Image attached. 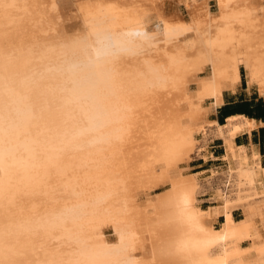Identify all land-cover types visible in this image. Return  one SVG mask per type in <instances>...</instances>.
Returning a JSON list of instances; mask_svg holds the SVG:
<instances>
[{
	"label": "bare ground",
	"instance_id": "1",
	"mask_svg": "<svg viewBox=\"0 0 264 264\" xmlns=\"http://www.w3.org/2000/svg\"><path fill=\"white\" fill-rule=\"evenodd\" d=\"M6 2H11L10 4L13 2L15 7L19 5L21 6L20 8H23L22 10L27 9L25 10L26 12H29V9L32 10V12L35 11L36 14L33 12L35 15L39 12L43 14L46 13V15L50 14L48 17H53L52 19L58 23V25L56 23L58 29L56 28L55 30H60V32L64 31L68 34L67 31H65L66 29H72L73 31L74 28H77L85 31L87 30L88 35L91 33L90 36H92L93 39H91L92 41H90V43H96V48L98 50L94 48L95 51H91L92 53L94 52V56H92L90 52L89 54L94 58L96 57L94 60L97 62H91L92 58L89 55L88 57L91 59L87 60L88 62H86V60L84 61L96 65L98 71L100 66L104 68L103 70H106L105 65L108 59H104L106 61H104L105 64L103 65H101L100 61H103L102 57L104 55L107 57L111 56L112 58L115 57H113L115 54H118L119 57L123 59L126 57L127 63L122 62L123 64L125 63L126 66L131 63H136L137 65L138 61L142 62L143 60L147 65L143 66V63H139V65H142V67L140 66V71L138 70L139 67L136 69L134 68L136 66L135 64L134 67L132 66L133 64L129 65L132 66V69L134 68L136 73L130 70L131 67H128V70L126 69L127 71L130 70L129 72H132V75L137 74V71L142 73L143 67L146 66L145 70L149 73L150 84L143 81V86L141 85L142 80L138 79L140 84L137 83V85L139 84L141 86L136 87V85L134 88L130 82L133 86L130 85V88H134L132 90H135L134 92L139 96H134L137 97L133 100L134 103L130 101L134 98H131V96H133V91L125 88L129 86L130 83L124 86L126 84L124 79L125 84H123V79L121 77L124 75H120L121 77H119L122 82L117 76L110 75L111 77L114 76V78H117L116 80L119 81L117 82H121L120 84L124 86L125 90L122 89L121 92L124 90L125 93L126 89L132 92L130 100H128V96V99L124 98L122 95L124 93H121L123 98H120L124 100H120V102H124L126 101L125 99H127V104L130 101V103L135 104V106L130 104L132 105V107H130L128 104L129 107L126 108L127 110L124 111V114L122 113V116L125 118L124 122L126 126L123 124L121 127L116 124L114 125V123L110 121H108L110 123L107 122V124H113L115 128L117 126L123 129L125 126L126 130L124 129L123 132H117V134L122 133L119 135L123 138L119 140L118 135H116L118 138V140H116L117 142L112 140H110L112 142L108 141L109 144L115 143L114 146L110 144V146H108L109 148L106 147L108 143L102 144L100 142L101 145H105L107 153L111 150L114 154L110 155L108 158L110 160L107 159L109 164L107 168L105 165L106 159L104 158V164L102 163V165H105L106 169L102 167V174L105 176L99 177L100 175L98 176L97 174H95V176L97 175L98 179H101V183H103L107 176L108 179L111 178L114 182L109 180V183H113V187L110 189L111 186L109 185V189L112 191L107 194L108 197L111 198V201L109 199L107 200L110 201L108 204L112 206V208L110 207L111 210H107L109 206L107 203H104L108 206L106 209L103 204V208L105 207L104 210L106 209L109 212H107L108 214H106V212L105 214L101 213L103 217L97 215V221L99 223L101 220L105 223L109 220V222H112L115 220L114 218L120 219L117 222V224H120V230H118L119 228L115 230L118 231L116 232V234H118V239L110 241V243L114 245L113 247L107 246V243H102V241L99 240H92V243L96 242L103 246L106 245L109 251L112 249L111 252L104 251V253H108L107 255L111 257L109 262L112 264H264V210H260L258 213H253V210H245L244 216L237 220L234 217V212L239 208L245 207V199H247L249 195L237 197L233 195V192H229L227 189L212 191L210 193L211 199H209L211 206L206 210H202L201 197L205 195L204 186L200 180L202 174L195 173L192 164L197 157H201L205 161L215 158L214 152L211 151V144L215 140H220L222 142V147L226 148L223 168L225 169L224 174L227 177L226 183H228L235 172L233 162L231 161V155L233 147L236 146L237 137L244 134L250 137L253 130L264 126V121L262 120L251 119L245 115H234L228 118L229 125L226 126V129L221 126L216 119L210 117L211 113L224 103L226 92L232 94L238 90L242 77V68L247 78V91L250 92L255 88L258 90L259 95L264 97V0H215L217 10L214 12L209 8L210 0H201L199 3H195L197 0H7L4 3L6 4ZM4 6L3 4V7ZM183 7L188 10V18L183 17L180 13ZM4 9L5 7L2 9V12L6 11ZM11 9L14 10V7ZM9 11L7 13H9ZM19 11L22 13H20L21 19H18L22 20L23 16L21 14L24 13L21 10ZM2 12L0 14V24L4 22L5 25L2 27L0 26V44L2 45H0V71L5 75V73L7 74L9 69L12 68L10 67V64H12L10 63L11 61L8 63L9 56L7 57V61L4 58L6 62L2 60V55L8 51L10 47H7V45H16L21 42L20 39L23 40L25 37L22 35H20V37L18 36V32H21L22 28L24 29V26L22 27V25H20L21 22H12L10 20V14L7 15L5 12ZM13 12H15V10ZM26 15L24 16L27 17ZM11 16L13 17L14 15ZM36 17L38 16H33L31 19L34 18L33 20H37ZM47 18H43V20L45 19V23L47 22ZM37 21L36 23L38 25L39 20ZM48 21L53 25V21H50V19ZM26 22H28V19L25 21V24L30 26ZM49 22H47V24ZM22 24H24V21H22ZM33 24L34 21L32 25ZM41 24L43 25L44 23L42 22ZM47 24L44 25L46 26ZM54 25L52 26L53 29L55 28ZM34 26L31 28V31H33ZM43 26H41V28ZM30 27L26 28L25 26L26 29H30ZM36 27L35 29H37ZM45 28L47 27H44V29ZM35 29L33 31L34 34ZM48 29H46V32H49L51 35V31H48ZM43 30L41 29L40 31ZM8 32L9 35L7 34ZM10 32L13 34L15 32L14 35L16 36L14 37ZM46 32L44 31V33ZM52 32H54V30ZM60 32L58 31L59 34ZM54 33L57 34L56 31ZM54 33L51 37L56 36ZM40 34H38V36H40ZM46 35L47 34H45V36ZM60 35L64 36L63 34ZM32 37L29 38L31 39ZM56 38H58V36H56ZM157 46L167 49L170 54L169 56H163L161 54L163 56H160L161 59H156L157 62L153 61L156 65L160 60V63H170H167L170 67L165 64L169 69L166 68L167 72H164V75L160 77H157L158 74L155 75L153 72H157L154 70V63L153 68L147 63L152 62L150 60L151 58L157 57L154 51ZM158 48L162 50L160 47ZM136 49L145 50L144 53L142 52L143 56L141 53H138ZM159 49L157 50L160 52ZM12 50L14 51V49ZM1 51L5 52H2V54ZM13 51H11V53ZM96 51H98V53L95 54ZM133 51H136L137 53L134 52V54H138V56L134 55ZM164 52L161 51L160 53L164 54ZM139 54H141V56ZM165 54H167V52ZM157 55L159 56V53H157ZM4 56L6 57L7 53L6 55L4 54ZM18 56L17 58H19ZM108 58L110 61L111 58ZM118 58H114V60H118ZM12 62L14 63L16 60ZM116 62L118 63V61ZM73 63L75 64V61ZM117 63H115L116 66L118 65ZM126 66L123 65L124 69ZM112 67L115 68L113 65ZM123 67L120 68L119 65L120 69H123ZM155 67H157L158 70V66ZM159 67L161 68V66ZM116 68L118 69V66ZM120 69L119 72L117 70L116 73L118 72L120 74ZM124 69L122 71H124ZM161 69H164V67ZM126 70L125 72L128 73ZM100 71H102V68ZM159 71L163 72L164 70L161 71L159 69ZM159 71L157 73H159ZM113 72L114 71H112V74ZM125 72H121V74H129ZM100 74H102V72ZM144 74L145 73H143L142 76ZM160 74L162 75L163 73ZM105 75L107 78L110 77L107 73ZM145 75L148 76L147 74ZM128 76L123 77L128 79L126 82H129V78L131 77V81L134 82L135 79L133 78L136 75H134V77L132 75L129 78ZM146 76H143L145 77L144 79H146ZM116 91L119 92L117 95L119 98L120 89ZM115 95L116 94L112 97H115ZM112 97L108 99L115 100L117 98ZM104 99H106L107 103L110 102L107 101V97ZM65 103L66 102H64V104ZM103 103L105 104V102ZM103 103L101 106H103ZM109 105L111 107L112 104L110 103ZM105 110L107 109L104 108L103 112H106ZM109 110H113V108ZM117 110L119 109L115 111ZM117 113L118 111L116 115ZM107 114L103 115L106 116ZM110 115L108 114V116ZM116 115L114 114L110 118L116 117L115 120L112 119V121L117 124L121 122L122 124L123 121H119V117ZM103 119L105 122V117ZM116 119H118V122H116ZM50 120H52V118ZM107 124L104 125L103 123L102 127H106ZM108 128L110 129V127ZM106 129L107 128H105V130ZM111 130L113 131L112 128ZM116 130H119V128ZM209 130H213L212 139L207 138L206 133ZM233 130L235 133L231 135ZM100 131L103 132L102 129ZM100 138L98 137L99 140H101ZM114 139L116 138L114 137ZM90 145L92 146V143ZM101 147L102 150L98 149L97 152L93 151V153H96L99 157L96 156L98 159H103L104 154H106L105 152L102 153L104 146ZM248 147L253 150L252 159L255 162L252 161L251 164L252 172L256 177L257 190H263V159L261 160L256 143L249 142ZM88 151L89 152H86H91L90 150ZM83 153L84 151L81 155H83ZM81 155H78L79 159H81ZM86 156H89V158L91 157V155L86 154L84 156L85 158L82 157L85 161L88 159ZM99 163H97V165ZM99 167L97 170L96 168L93 169L99 171V169L101 170ZM88 170L86 172H88ZM105 170L110 171L105 172ZM94 173L95 172H92V175H94ZM88 174L90 177L92 176L90 171ZM88 174L83 175L89 176ZM82 177L83 176H81V178ZM86 179L81 180L86 182ZM98 182H100V180ZM98 182L96 184L97 188H99ZM80 183L82 182L80 181ZM104 185L105 182L102 185L103 187L100 186V188H104ZM90 186L92 185H89V187ZM105 186H107V183ZM79 187L82 186L79 184ZM85 187H87V185L84 186V188ZM104 190L109 191L105 188ZM102 191L100 193H102ZM98 196L97 194V197ZM104 197L106 198V196ZM104 197H102V199ZM92 203H95V201L91 202V205H94ZM113 207H117V210L119 208V211L117 213L115 212L116 214H114V212L111 213ZM114 210L117 211L116 208ZM220 217H222L223 222L221 226L217 228L214 224ZM93 220L96 222L95 219H92V221ZM96 224L97 223H95V225ZM119 224L116 227H119ZM92 227H94V224ZM82 228L81 229L84 230V227ZM76 232L79 231L76 230ZM91 232L93 233V230ZM244 242H248L249 244L244 245ZM26 253H21L23 257L26 256L24 258L25 260L29 259L27 258L29 252ZM29 255L30 257L35 256Z\"/></svg>",
	"mask_w": 264,
	"mask_h": 264
},
{
	"label": "flooded vegetation",
	"instance_id": "2",
	"mask_svg": "<svg viewBox=\"0 0 264 264\" xmlns=\"http://www.w3.org/2000/svg\"><path fill=\"white\" fill-rule=\"evenodd\" d=\"M35 31H37V29H35ZM28 32L29 31L18 32V36L20 37V35H22L26 37L25 40L29 41L30 38L28 37ZM10 33L11 35L15 34V32L14 34L12 32ZM7 34L9 35V32ZM15 36L16 35H14V37ZM37 47L38 46H34L27 49L14 48V51L12 49H8V51L5 50L6 52L1 51V53H8L7 57L9 56V59L11 61L10 63H12L10 64V67H12L11 70L13 69L14 65H16V70L11 71L14 72V74L8 72L4 77L1 75L2 72L0 71V172L2 173L0 176V264H112L111 262H109L111 257L107 255L108 253H104V251H109V248L106 245H101L100 243H92V237L95 233L80 232L82 231L81 228L83 226H88V224H86L88 220L98 218L97 215H101V217H103L102 214H105V212L106 214H108L107 212L109 211H107L106 209L104 210L103 204H108V202L111 201L110 197L106 196V198L104 197L103 199L102 197H100L97 199L100 201L95 200V203H92L94 205H91V203L90 205L89 203L81 204L77 205L74 208L67 209L63 213L48 214L39 218H36L35 215L32 216L31 211L41 210L42 207H45L52 201V198L58 195H62L65 197L76 196L75 198L81 199L86 194V192L84 191H86L87 187L98 181V176H95V173L103 171L102 167H104L103 169H106L109 165L108 162H106L105 168V165H102L103 162L99 161V163L98 161H96L99 157L96 155V153H93V151L97 152L98 149L102 150L101 146H104L102 153H106V147L110 146L111 144H109L108 141L112 140L114 142H117L116 140H118V138L119 140L123 138L122 136H120L122 133L117 134L118 131L123 132V130L117 126L115 128L114 125L116 124L122 127V125L125 124V118L122 116L119 110L118 113L120 115L118 113L116 115L117 111H115L114 109L109 110L110 108H113L112 106H114L113 103H111L114 99L112 100L108 98H111L114 94L117 95L116 92H118L114 87L116 85L114 81L115 78L113 80V77L110 76L111 74H108L106 70H103V67L100 66L98 71L97 69H95L96 65L92 63H85V61L83 64L87 66H85L84 68L89 70L93 66V69H90L93 71L92 73L83 74V72H85L86 70L77 71V67H81L82 65L74 66L73 61L69 60V62L67 61V64L65 66L66 68H60V71L58 72H56V69H58L59 67L56 69L53 67L47 70H42L41 68H43V64L40 65L39 61H32V57L35 56V54L33 53H40L43 49H38ZM11 51L13 52L11 53ZM30 51L32 52L30 53ZM17 56L19 58H17ZM26 58L30 59V62L26 67L29 68V66L31 67V65H37L38 63L39 67L36 66L33 69L26 71V73L21 76V74H19L21 72V67H18V65L20 64V62L22 63L23 61H25ZM14 60H16V62L13 63L12 61ZM101 68L102 71H100ZM23 70L24 69H22V71ZM99 72H102V74H100ZM39 73L44 78H42L41 80H37L36 83H26L28 82V80L30 81L31 78H36ZM71 73L72 77H68L71 76ZM106 73L111 78L109 76V78H107V76L105 75ZM81 74H83V76L80 77V80L73 81L74 76H77L74 78L76 79ZM57 77L58 79L69 78V82L67 81V85L73 88H67L64 93L59 94L58 88L54 89L53 85H50L52 80H55V78ZM75 87H77L78 89L76 90ZM58 94L68 95L70 99L59 101V106L61 103L59 109H53L52 107L55 105V103L58 102L57 100L53 99H55L54 97H57ZM116 95L112 98H116ZM78 97H83L90 100L89 106H91L90 109L95 116L92 113V117L90 116V119H86V123H91L89 130L80 133V135L70 139L69 141L64 135H61L60 137L59 135H56V133H59L61 128H53V126L56 124H60L59 122L62 118L63 112V116L67 117L65 115V112H67L68 109H71L72 106L75 105ZM106 97L107 101L110 102H106V99H104ZM9 100H11L13 104L17 103L18 107L9 110L4 108L3 104L7 103V101ZM64 102L66 103L64 104ZM103 102H105V104ZM102 103L103 106L107 105V108L101 106ZM110 103L112 104L111 107L109 105ZM104 108L109 110H105L107 113L109 112V115L111 112L110 116H108L106 112H103ZM112 113L119 117V121H123V123L121 124V122H118V119H116V122L121 125L112 121V119L115 120L116 118H110L112 117V115H114ZM86 114L87 112L85 113L83 120H85ZM103 114H107V117ZM39 115L40 117H42L40 118ZM50 117L52 118V120H50ZM104 117L106 119L105 122L103 119ZM108 121L114 123V125L107 124ZM103 123L104 125L107 124L106 127H102ZM107 126L110 127V129ZM105 128L107 129L105 130ZM111 128L113 129V131L111 130ZM118 128L119 130H116ZM101 129L103 130V132L100 131ZM39 130H41V135L36 134ZM99 131L103 134H101ZM113 132L114 134H116L114 135ZM25 135L30 136L26 137L24 140H20V138L24 137ZM93 135H98L96 140L88 142L87 139L89 138L87 137ZM113 135L116 139H114ZM116 135H118V138ZM98 137L103 138H100L101 140H99ZM74 141L77 142L75 143ZM83 141H85L87 144ZM46 142H48L49 144ZM100 142L102 144L108 143V145L105 147V145H101ZM91 143L92 146L90 145ZM114 144H111V146H114ZM88 145H90L91 147ZM43 149L44 152H42ZM85 150L87 152H89L88 150H90L91 152L87 154ZM83 151L84 153L83 155H81ZM72 152H75L76 154L70 156V159L69 157L66 158L67 160L64 159L65 155ZM86 154L91 155L90 158H93L92 161L95 159V162H90V164L88 161L90 160V158L89 156H86L88 158V163L87 161H84L83 163L82 161L85 160L84 156ZM78 155H81V159H79ZM55 157H57V159L54 161L53 158ZM97 163H99L100 165H97ZM90 167L92 169L96 168V170L99 167L101 168V170L99 169V171H96L95 169H93V171ZM86 168H90L91 170H88ZM75 170L82 173L81 176L84 177H82V179L87 178L85 180L86 182H84V180H81L82 183H79L82 187H79L78 185L75 188H71L70 186L68 187L63 184H58L57 187L55 186L54 188L53 186H51L52 181L57 175L60 176L61 180L65 177V175ZM87 170L88 172L90 171L91 175L92 172H95L94 175H92L95 177H90L88 172H86ZM83 174H88L89 176H84ZM88 182L91 184H89ZM86 185L87 187L84 188V186ZM58 189H64V192L61 194H57L56 190ZM107 199H109L110 201H108ZM106 205L104 204V206ZM66 225H71V228L67 231L65 229ZM99 229L103 232L105 237L109 239L107 241L110 242V239H113L114 237L116 238V233L113 232L114 229L110 223H101ZM74 230H77L79 232H75ZM25 251L27 253L29 252V254L31 255H33L35 252L39 253V255L37 256V260H31L30 258L32 256L30 257V255ZM111 251L112 249L109 252ZM22 252L26 253L28 255L27 258H29L30 260L26 259V261L24 259L26 256L23 257V254L21 255ZM41 253H43V255ZM22 259L24 260L20 262Z\"/></svg>",
	"mask_w": 264,
	"mask_h": 264
},
{
	"label": "rangeland",
	"instance_id": "3",
	"mask_svg": "<svg viewBox=\"0 0 264 264\" xmlns=\"http://www.w3.org/2000/svg\"><path fill=\"white\" fill-rule=\"evenodd\" d=\"M4 0H1V5H0V10H1V12H2V9L5 7V9L4 10H6V11H3V12H5L7 15L8 14H10L9 16H10V20L12 21V22H15V21H19V22H21V24L20 25H22V27L24 26V29L22 28V30H24V31H29V33L31 34V32H32V34H31V36H30V34H29V36L28 37H32V35L34 34L33 33V31H31V28H33V26L34 25H36V26H43L44 24H47V22H49L48 20L50 19V21H53L52 23H53V25L55 24L56 25V23L57 22H55V20H53L52 18L53 17H48L50 14H48V15H46V13H37V15H35L36 14V12L35 11H33L32 12V10H30L29 9V12H30V14H29V12L27 11H25V10H27V9H24V10H22L23 8H20L21 6H19V5H17L16 7H15V5H13L14 3L12 2V4H10V3H8V2H6V4L4 3L5 1H7V0H5L4 2H3ZM9 1V0H8ZM11 1V0H10ZM201 0H197V2H195V3H199ZM3 4L5 5L4 7H3ZM7 7H9V8H7ZM13 8L14 7V10H15V12H13L14 10H12L11 8ZM2 8V9H1ZM16 8H17V10H16ZM18 8H19V10H21V11H23V13L24 14H21L23 17H22V20H20L21 18V16H20V13H22V12H20L19 10H18ZM184 8V9H183ZM183 8H181V10H180V13H181V15L183 16V17H185V18H188V10H187V8H185V7H183ZM209 8H210V10L211 11H216L217 10V7H216V2H215V0H210V2H209ZM10 10V11H9ZM9 11V13H7ZM19 11V12H18ZM1 12H0V14H1ZM2 12V13H3ZM33 14H32V13ZM4 13V14H5ZM13 13V14H12ZM18 13V14H17ZM27 14V15H26ZM29 14V15H28ZM11 15H14L13 17L11 16ZM15 15H16V18H15ZM19 15V16H18ZM24 15H26L27 17H25ZM35 17V16H38V17H36L37 18V20H39V24L37 25V23L36 22H38L36 19L35 20H33L34 18H32L31 19V17H33V16ZM40 15V16H39ZM29 16H30V18H29ZM43 16V17H42ZM45 16V17H44ZM41 17V18H40ZM48 17V18H47ZM18 18H20V19H18ZM28 19V22H26V23H28L30 26H28L27 24H25V21H27V19ZM38 18H40V19H38ZM43 18H47V22L45 23V19L43 20ZM16 19V20H15ZM29 19H30V21H29ZM34 21V24L32 25V23H33V21ZM42 20V21H41ZM22 21H24V24H22ZM30 22H32V23H30ZM44 23L43 25L41 24V23ZM36 23V24H35ZM2 24V25H1ZM0 24V26L2 27L3 25H5V23L3 22V23H1ZM48 24H49V26H48ZM46 26L44 25L42 28H41V26L40 27H36V26H34V29H35V27L40 31L41 29L43 30L44 29V27H47V28H45L43 31H38V33H37V31H35V35L37 36H35V37H33V38H31L30 39V42L29 41H27L26 40V42H24L23 40H21L20 39V41L21 42H19V40H18V42L19 43H17V41H16V45L14 44H11V45H7V47L8 46H10L8 49H14V48H16V49H21V48H32V47H34V46H37L38 45V49H41V48H43L42 50H41V52L40 53H37V52H34L33 54H35V56H33L32 57V61H39V63H40V65H42L43 64V68H41L42 70H47V69H50V68H58V69H56L57 71L56 72H58L59 71V69L60 68H66L65 66H66V64H67V61L69 60V61H75V64H73V65H82L81 67H77V71H81V70H86L85 72H83V74L84 73H87V74H89V73H92L93 71L92 70H90V69H93V66H92V68H90L89 70L88 69H86V68H84L85 66H87V65H85V64H83L84 63V60H86V62H88L87 60H90L91 58H92V60L91 61H94V62H97L96 60H94L95 58L94 57H92V56H94V52L92 53L91 51H95V49L96 50H98L97 48H96V43H90V41H92L91 39H93V37L92 36H90L91 35V33H90V35H88V31H87V36H86V31L85 30H83V29H73V31H72V29L70 30H68V29H66L65 31H67V33L68 34H66L64 31H62V32H60V30H55L56 28H57V25H58V23H57V25L55 26L54 25V29H53V25L51 24V22H49ZM25 26H26V28H28V27H30V29H26L25 28ZM51 26V27H50ZM49 28V29H48ZM33 29V30H34ZM46 29H48V31H51V35L53 36V33L56 31L57 32V34L56 33H54V34H56V36H58V38H56V36H54V37H51V35H50V33H49V36H48V33L46 32ZM54 30V32H52L53 30ZM58 29V28H57ZM21 30V31H22ZM44 31L46 32V33H44ZM58 31L60 32V34H63L64 35V33H65V35L64 36H62V35H60L59 33H58ZM69 31V32H68ZM42 35H41V34ZM76 33V34H75ZM38 34H40V36H38ZM44 34V35H43ZM45 34H47L46 36H47V38H46V36H45ZM59 34V35H58ZM43 36V37H42ZM45 37V38H44ZM51 37V38H50ZM88 37V38H87ZM26 38V37H25ZM24 38V39H25ZM54 38V39H53ZM37 40V41H36ZM43 40H47V41H43ZM23 41V42H22ZM53 42V43H52ZM50 43V44H49ZM1 45V44H0ZM2 46V45H1ZM0 46V47H1ZM15 46V47H14ZM163 48H165L163 45H161ZM161 46H157L155 49H154V51L156 52V56L158 57H153V58H151L150 60L152 61V62H147V63H149L150 64V66H152L151 68H153V63L154 62H157V60L160 58L161 59V57H163V56H169L170 54H169V51L167 50V49H163V48H161ZM5 47H6V45H5ZM13 47V48H12ZM19 47V48H18ZM158 47H160L162 50H160ZM4 48V47H3ZM95 48V49H94ZM87 49H88V51H87ZM94 49V50H93ZM140 49V48H139ZM137 50V52L138 53H141L142 54V56H143V53L145 52V50H143V49H141V50ZM157 49H159L160 50V52L162 51V52H164V51H166L167 52V54H165L166 52H164V54L163 53H160ZM32 51H30V53H31ZM85 52V53H84ZM89 52H90V54H92V56L89 54ZM134 52L135 53H137L136 51H133V54H134ZM143 52V53H142ZM96 53H98V51H96L95 52V54ZM157 53H159V56L157 55ZM5 54V53H4ZM4 54L1 56L2 57V60H3V62H6L7 60H8V58H7V56L5 57L4 56ZM8 54V53H7ZM10 54V53H9ZM105 54V53H104ZM107 54V53H106ZM141 54H139L140 56H141ZM163 56H162V55ZM6 55V54H5ZM84 55H86V56H84ZM88 55L91 57H88ZM134 55H136V54H134ZM154 55V56H155ZM105 57H107L106 55H104ZM102 57L103 58V61L102 60H100L101 61V65H103V64H105L104 63V61H106L107 59V61H106V65H105V67H106V71L108 70L109 72L112 70V71H114L113 72V74H112V71L109 73L108 71H107V73L108 74H111V75H114L115 77L117 76V78H119V77H121L122 75H124V76H128V78L130 77V76H132L133 75V77H134V75H136L133 79H135L134 80V82L133 81H131L132 79V77L131 78H129L130 80H129V82H126V81H128V79L127 78H123L124 76H122L121 78L123 79L122 81H123V84H125L124 86H126V85H128L127 83H132V85L134 86V88H135V86L137 85V83H139L140 81H138V79L139 80H142L141 81V85H143L144 86V84H142V82L144 81V82H147V83H149L150 81H149V73H147L146 72V64L142 61H138V64L136 65V63H131V64H133L132 66L134 67V64L137 66H135L134 68L136 69V68H138V70L142 67V65L140 64L139 65V63H143V66L144 65H146L145 67H143V70L141 71L142 73H139V71H137V74H132L131 75V73L132 72H129L130 70H132L133 71V73H134V68L132 69V66H129V65H131V64H128L127 66H126V64L125 63H127L126 62V57H125V59H123L122 57H119V55L117 54H115V55H113V57L115 58V59H117L118 57L119 58H121V59H119L118 58V60H114V58H112L111 56H108V57H110L111 59H110V61H109V58L107 57V58H105V57ZM118 56V57H117ZM136 56H138V54L136 55ZM161 56V57H160ZM86 57V58H85ZM135 57V56H134ZM4 58H5V60L6 61H4ZM101 58V59H102ZM24 59V58H23ZM27 59V60H26ZM25 59V61H23L22 63H21V65L19 64L18 65V67L20 66L21 67V72L19 73V72H16V73H19V74H21V76H23L24 75V73H26V71H29L30 69H33L34 67H39V63L37 64V65H35V64H33L30 68H28V67H26L28 64H29V62H30V59H28V58H26ZM72 59V60H71ZM104 59H106V60H104ZM153 59V60H152ZM157 59V60H156ZM97 60H98V58H97ZM115 62H114V61ZM125 60V61H124ZM156 60V61H155ZM166 60V59H165ZM27 61V62H26ZM68 61V62H69ZM116 61H118V63L116 62ZM120 61V62H119ZM154 61V62H153ZM163 61H164V58H163ZM162 61V62H163ZM169 61V60H168ZM10 62V59L8 60V63ZM77 62V63H76ZM85 62V63H86ZM111 62V63H110ZM112 62H113V64H112ZM122 62H125L124 64L122 63ZM160 62H161V60H160ZM159 61H158V63H157V65H156V63H154V65L155 66H158V70H157V67H155L154 66V70H156L157 72L159 71V69L161 70V71H163V72H160L159 71V73H157V72H155V71H153L154 73H155V75H157V77L159 76H163L164 75V72L166 73L167 72V69H169L168 67H170V65H168V64H170V63H160ZM170 62V61H169ZM25 63V64H24ZM82 63V64H81ZM100 63V62H99ZM115 63H117L118 65V69L116 68L117 66H116V64ZM122 63V64H121ZM23 64H24V66H23ZM109 64V65H108ZM110 64H112L113 66H115V68L114 67H112V65H110ZM160 64V65H159ZM162 64V65H161ZM164 64V65H163ZM165 64H167L168 65V67H166L165 66ZM119 65H120V68H122L123 67V65L124 66H126V68L124 69V67H123V69H124V71H122L123 69H120L119 68ZM110 68H109V67ZM141 66V67H140ZM159 66H161V68H163L164 67V69H161ZM15 67H16V65H14V67H13V69L12 70H16L15 69ZM112 67V68H111ZM130 68L131 67V69L129 70V71H127L128 69L127 68ZM167 68V69H166ZM22 69H24L23 71H22ZM41 69H40V71H41ZM95 69H97V68H95ZM111 69V70H110ZM114 69H117L118 70V72H119V69H120V74L117 72L116 73V71L117 70H114ZM127 69V70H126ZM11 70V68L9 69V72H11L12 71ZM19 70V69H18ZM125 70L129 73H126L125 72ZM121 72L122 73H126V74H128V75H125V74H121ZM12 74H14V72H11ZM10 73V74H11ZM135 73H136V71H135ZM143 73H145V74H147L148 76H146L145 74L143 75V76H146V79H144L145 77H143L142 76V74ZM160 73H163L162 75L160 74ZM241 73H242V77H241V82H240V85H239V87H238V90L236 91V92H234V93H232V94H230L229 92H226L225 93V96H224V103L222 104V106L223 105H225V104H230V103H236V102H238V101H240V100H250V99H257V98H259L260 97V95H259V92H258V90L257 89H255V88H253L250 92H248L247 91V89H248V84H247V78H246V75H245V71H244V69L242 68L241 69ZM6 74V73H5ZM83 74H81L78 78H76V79H74L75 77H77V76H74V78H73V81H78V80H80V77L81 76H83ZM116 74V75H115ZM119 74V75H118ZM141 74V75H140ZM3 77L5 76V75H3V74H1ZM28 75V74H27ZM121 75V76H120ZM138 75V76H137ZM140 75V76H139ZM114 76H112L113 78H114ZM142 76V77H141ZM68 77H72V75L71 76H68ZM136 77H138V78H136ZM42 78H44L43 76H41V74L39 73L38 75H37V77L35 78L34 77V79H30V81L28 80V82H26L27 84L28 83H36L37 82V80H41ZM117 78H115V83L117 84L119 81L118 80H116ZM121 78H119V80L121 79ZM140 78H143V79H140ZM147 78H148V80H147ZM68 79L69 78H60V79H58V77L57 78H55V80H52V82L50 83V85H53V88L54 89H57L58 88V93L60 94V93H64V91L68 88V89H71V88H73V87H71V86H68L67 85V81H68ZM124 79H125V83H124ZM25 80V79H24ZM136 80H137V82H136ZM145 80H147V81H145ZM18 81H20V80H18ZM118 81V82H117ZM121 81V80H120ZM121 81V82H122ZM56 82V83H55ZM69 82V81H68ZM120 82V83H121ZM143 82V83H144ZM55 83V84H54ZM120 83H118L119 85H121V86H119L118 84V86L117 85H115L116 87H115V89L117 90V89H120V95H119V98L117 97V95L119 94V92L117 93V95H116V97L118 98H116L115 100H113L112 102H113V104L115 105V106H117V107H115V106H113V109L114 110H116V109H119V111H123V112H120L121 114L123 113L124 114V111H126L127 109L126 108H128L129 106H128V104L130 105V104H132L133 106H135V104H133L134 102H133V100L134 99H136L137 97H134V96H138V94L136 95V93L132 90V89H134V88H130V85H131V83L129 84V86H127V87H125V88H127V89H129V90H132L133 91V96H131L132 95V92L130 93L129 92V90H127L126 89V91H125V93H124V86L122 85V84H120ZM133 83H136V84H133ZM152 83V82H151ZM140 84V83H139ZM137 85L136 87H138V86H141V85ZM150 84V83H149ZM49 85V86H50ZM131 85V86H132ZM147 85V84H146ZM48 86V87H49ZM123 86V87H122ZM132 86V87H133ZM75 89L77 90L78 88L77 87H75ZM122 89H124L123 90V92H121L122 91ZM99 90V89H98ZM128 94H130V95H128ZM83 93H84V89H83ZM121 93H124V94H122L123 96H124V98H127L128 99V97H129V99L128 100H130V96H131V98L132 97H134V98H132V100H130L131 102H133V103H130V101L128 102V104H127V99H125L126 101H124V102H122L124 99H121L120 97H122L123 98V96L121 95ZM57 95V97L55 96L54 98L55 99H53V100H57L58 102L57 103H55V105L52 107L53 109H59V101H65V100H67V99H70V97L68 96V95H65V94H62V95ZM135 94V95H134ZM126 96V97H125ZM128 96V97H127ZM139 97V96H138ZM261 99L262 100H264V97H261ZM120 100H122L121 102H120ZM111 102V103H112ZM115 102H116V104H115ZM118 102V103H117ZM120 103V104H119ZM90 104V100L89 99H87V98H83V97H81V98H79L78 97V100H77V102H75V105L74 106H72V108L71 109H69L68 111H67V113L65 112V115L67 116V117H64L63 115H64V112H63V115H62V118H61V120H60V124H56V125H54L53 126V128H56V127H59V128H61V132L59 131V133H56V135H59V137L61 136V135H64L65 137H66V139L67 140H69L70 141V139H72V138H75V137H77L78 136V134H80V133H82V132H84V131H87V130H89L90 129V124H88V123H86V120H83V118H84V115H85V113L87 112V114H86V118L85 119H89L90 118V116H91V114L93 113L92 111H91V109H90V107L91 106H87V105H89ZM125 104V105H124ZM127 104V105H126ZM121 107H124V108H121ZM132 105H130V107H132ZM120 108H119V107ZM222 106H219L216 110H214V112H212L211 113V115H210V117L212 118V119H216V117L218 116V119H219V117H220V114H219V110H220V108L222 107ZM3 107L4 108H6L7 110H9V109H13V108H17L18 106H17V103H12V101L11 100H9V101H7V103H5V104H3ZM88 107V108H87ZM122 109V110H121ZM124 109V110H123ZM131 109V108H130ZM60 111V110H59ZM90 111V112H89ZM118 111V110H117ZM59 113V112H58ZM96 113V112H95ZM231 117V116H230ZM229 118V117H228ZM228 118L226 119V120H224L223 119V121H224V124L222 125V124H220L219 122V124L221 125V126H223V127H225L226 128V126H228L229 125V122H228ZM80 120H82V121H80ZM264 120V119H263ZM262 120V121H263ZM125 125V124H124ZM126 126V125H125ZM123 127V131H124V129L126 130V127ZM227 129V128H226ZM126 132V131H125ZM213 130H209V131H207V138L208 139H212V136H213ZM66 133H67V135H66ZM235 133V131L233 130L232 132H231V135H233ZM36 134H40L41 135V130H39ZM30 135H28V136H24V137H22V138H20V140H24L26 137H29ZM33 136H35V135H33ZM96 138H97V135H95V137H94V135L93 136H90L89 137V139H87L88 140V142L90 141V142H92L91 140H96ZM93 140V141H94ZM253 141L254 143H256L257 145H259V147H260V157H261V160H262V162H263V165H264V126H262V127H259V128H257V129H255V130H253L252 131V133H251V135H250V137H248V136H246L245 134L244 135H241V136H239V137H237V139H236V146H234L233 147V152H232V155H231V161L233 162V165H234V168H235V172H234V175L231 177V180L228 182V183H226L227 181V177H226V175L224 174V172H225V169L223 168L224 167V165H223V159H224V157H225V155H226V148H223L222 147V142L220 141V140H215L212 144H211V151L212 152H214V154H215V158H212L211 160H209V161H205L204 159H202L201 157H197L196 158V160L194 161V162H192V164H193V166H194V169H193V171L195 172V173H201L202 175L200 176V180L202 181V183H203V186H204V192H205V195L204 196H202L201 197V208H202V210H206L209 206H211V202H210V200L209 199H211V197H210V193L212 192V191H222V190H228L229 192H233V195H235V196H237V197H243V196H247V195H249V197L247 198V199H245V207L244 208H239V209H237L235 212H234V217L237 219V220H239V219H241L243 216H244V212H245V210H249V211H252L253 210V213H258V212H260V210H264V188H263V190H257V186H256V177L254 176V174H253V172H252V164H251V162L253 161V162H255L253 159H252V156H253V150H251V148H249L248 147V143L250 142V141ZM46 143H48V142H46ZM49 144V143H48ZM42 152H44V149H43V151ZM109 153H107L106 152V154H108V155H106V154H104V156H103V159L101 160V159H98V160H100V162H104V158L106 159V161L105 162H107L109 159V157H110V155H112V154H114V153H112V151L110 150V151H108ZM73 154H75L74 152L73 153H69V154H67V155H65V157H64V159L65 158H68V156H69V159H70V156H73ZM88 154V153H87ZM54 159V161L57 159V157H55V158H53ZM108 159V160H107ZM97 160V161H98ZM203 160V161H202ZM84 161L85 160H83L82 162L84 163ZM205 161V162H204ZM89 162H95V160H93L92 161V159H90L89 160ZM99 162V161H98ZM80 164V163H79ZM81 165V164H80ZM14 171H16V170H14ZM106 171H110V170H105V172ZM99 173V174H98ZM104 173V172H103ZM1 172H0V176H1ZM95 174H97L99 177H102V176H105V175H103L102 174V171L101 172H96ZM105 174V173H104ZM52 175H53V173H52ZM81 172H78L77 170H75V171H72L71 173H69V174H67V175H65V177L63 178V179H61L60 180V176H56L55 177V179L52 181V184H51V186H53V188L56 186L57 187V185L58 184H63V185H65V186H70L71 188H75L76 186H78L79 185V183H80V181H81ZM96 175V176H97ZM108 177V176H107ZM107 177H105L106 179V181H108V182H106L104 179V181H103V183L105 182V185H106V183H107V186H105L104 185V188L105 189H108L109 191H107V190H104V188H100V186H102L103 185V183H101V179L99 178L98 179V181L100 180V182H98V187L99 188H97L96 186V184H97V182H94V184H91L92 186H88L87 187V189L88 190H86V195H84V197H82V199H78L77 200V198H75V197H72V196H62V195H58V196H55L54 198H52L51 200V202L48 204V205H46L45 207H42V209L41 210H39V211H31V215L33 216V215H35L36 216V218H39V217H42V216H44V215H48V214H59V213H63V212H65V210H67V209H71V208H74V207H76L77 205H81V204H86V203H91V202H94L95 200H97L98 199V197H104V196H108L107 194H109L110 193V191H112V190H110V189H112V185H113V183H111V182H114V181H112L111 180V176L109 177L110 179H108ZM108 179V180H107ZM109 180H111V182L109 183ZM100 183H101V185H100ZM227 184V185H226ZM111 186V188H110V186ZM109 186V187H108ZM103 187V186H102ZM110 188V189H109ZM99 189V190H98ZM101 189V190H100ZM92 190V191H91ZM102 190H104V191H102ZM102 191V193H100ZM106 191V192H105ZM56 192H57V194H61V193H63L64 192V189H58V190H56ZM97 194L99 195L98 197H97ZM102 196H101V195ZM104 194V195H103ZM96 195V196H95ZM86 197V198H85ZM84 200H86V201H84ZM249 201V202H248ZM83 202V203H82ZM86 202V203H85ZM249 203V204H248ZM247 204V205H246ZM112 205V204H111ZM108 206H109V204H108ZM108 206H105L106 207V209H107V207ZM104 207V208H105ZM112 208V206H109L108 207V209L107 210H111V208ZM116 208V210H117V207H115ZM114 207H113V210H112V212L111 213H113L114 212V214H116L118 211H119V208H118V210L117 211H115L114 209H115ZM263 208V209H262ZM256 209V210H255ZM259 209V210H258ZM256 211V212H255ZM116 212V213H115ZM115 220H113L112 222H107V223H110L111 225H112V227H113V232H118V231H115V230H117L118 228V230H120V224H119V227H116V226H118V224H117V222L120 220H118V219H116V218H114ZM96 220V222L93 220L92 221V219L91 220H88V223H89V225L87 226L88 228H89V230H88V228H86V227H84V230H82V232H84L85 230V232L87 233V232H89V233H92L91 231L93 230V233H95L94 235H93V237H92V240H99V241H102V243L104 242L105 244L107 243V246H111V247H113L114 245L113 244H111L109 241H107V240H109V239H107L106 237H105V235L103 234V232L99 229V227H100V224L101 223H103V221H99V223H98V221H97V218L95 219ZM117 220V221H116ZM90 221V222H89ZM92 222H94V223H92ZM223 222V220H222V217H220L219 219H218V221L217 222H215V226L217 227V228H219V226H221V223ZM88 223H86V224H88ZM95 223H97L96 225H95ZM91 224V225H90ZM94 224V227H92V225ZM91 226V227H90ZM96 226V227H95ZM69 228H71V225H66L65 226V229L66 230H68ZM83 229V228H82ZM95 230H96V232H95ZM60 232V231H59ZM62 232V231H61ZM76 232V231H75ZM89 238V237H88ZM115 238V237H114ZM113 238V239H114ZM113 239H110V240H113ZM115 239H118V234H116V238ZM244 245H247V244H249L248 242H244L243 243ZM42 255H43V253H41ZM33 255H35L36 256V258H34L33 256L30 258L31 260H36L37 259V256L39 255V253H37V252H35ZM33 258V259H32ZM76 258V257H75Z\"/></svg>",
	"mask_w": 264,
	"mask_h": 264
},
{
	"label": "trees",
	"instance_id": "4",
	"mask_svg": "<svg viewBox=\"0 0 264 264\" xmlns=\"http://www.w3.org/2000/svg\"><path fill=\"white\" fill-rule=\"evenodd\" d=\"M219 123L224 124V120H226L230 116L234 115H245L251 119H264V100L261 98L256 100H240L236 103H230L223 105L219 110ZM264 121V120H263Z\"/></svg>",
	"mask_w": 264,
	"mask_h": 264
},
{
	"label": "crops",
	"instance_id": "5",
	"mask_svg": "<svg viewBox=\"0 0 264 264\" xmlns=\"http://www.w3.org/2000/svg\"><path fill=\"white\" fill-rule=\"evenodd\" d=\"M260 98H261V96L259 98L255 99V101L258 100V99H260ZM216 120L219 122L218 116L216 117ZM259 120H262V119H259ZM250 142H253V141L251 140ZM257 146H258V150L260 152V147H259V145H257Z\"/></svg>",
	"mask_w": 264,
	"mask_h": 264
}]
</instances>
